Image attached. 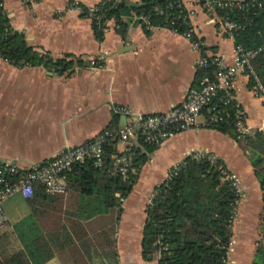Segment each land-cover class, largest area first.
Returning a JSON list of instances; mask_svg holds the SVG:
<instances>
[{
	"label": "crops",
	"instance_id": "0c3cea01",
	"mask_svg": "<svg viewBox=\"0 0 264 264\" xmlns=\"http://www.w3.org/2000/svg\"><path fill=\"white\" fill-rule=\"evenodd\" d=\"M99 1L1 0L8 24L23 35L27 45L53 58L65 56L71 65L57 74L42 64L17 66L0 58V158L24 165L46 161L105 127L122 124L123 116L113 113V106L165 112L182 101L198 77V53L179 33L147 29L129 18L121 37L114 20L109 19L97 40L82 9ZM181 2L204 52L210 57L217 53L229 57L234 44L231 35L220 28L219 16L197 0ZM97 55L103 57L102 63L90 66L87 59ZM249 76L242 71L235 77L232 94L243 109L248 136L258 131L264 138V90L255 76L256 81L251 76L250 83ZM201 121L200 115L197 123ZM136 142L135 138L131 144ZM114 147L116 151L125 148L118 142ZM201 152L219 159L241 181L243 193L236 210L240 207L243 221L237 227V220L231 223L228 263L252 264L255 250L264 251L262 192L251 164L252 148L229 133L198 125L155 143L147 153L130 192L121 200L114 234L119 264L156 263L157 254L150 261L140 256L146 200L173 166ZM74 198L66 194L65 204L73 203ZM88 232L84 229L82 234ZM51 251V257L41 264H76L68 248Z\"/></svg>",
	"mask_w": 264,
	"mask_h": 264
},
{
	"label": "trees",
	"instance_id": "16d2710c",
	"mask_svg": "<svg viewBox=\"0 0 264 264\" xmlns=\"http://www.w3.org/2000/svg\"><path fill=\"white\" fill-rule=\"evenodd\" d=\"M239 1V9L214 6L212 10L238 24L230 32L233 44L255 51L250 66L264 90V10L251 6L252 0ZM197 2L203 4L204 0ZM98 7L89 18L97 40L109 19L114 20L121 37L125 34L126 19L135 17L134 21L142 22L139 16L154 26L169 25L176 33L189 27L181 0H113L99 3ZM142 25L145 27L143 22ZM0 58L17 66L42 64L57 74L71 65L65 56L53 58L46 51L27 45L23 35L8 24L1 5ZM211 69L210 65L206 72ZM203 73L204 70L199 71L198 76ZM249 81L252 83L251 76ZM213 103L219 105L217 99ZM230 106H225L229 112ZM209 128L235 137L229 118ZM245 142L254 152L251 164L259 179L264 210V138L256 131ZM114 145L115 142L103 145L101 167H94L90 161L72 165L65 174L63 194L48 195L37 188L30 198H21L25 214L10 229L0 232V264H41L51 257L52 248L64 247L76 264H119L114 234L121 200L130 192L154 144L138 138L121 151H116ZM122 157L127 162L124 176L116 168V160ZM220 162L217 158L207 161L187 156L154 188L144 207L141 225L142 260L150 261L157 254L155 264H222L231 237L229 219L235 194L217 168ZM68 193L75 198L67 205ZM84 229L89 232L83 235ZM252 264H264V251L255 250Z\"/></svg>",
	"mask_w": 264,
	"mask_h": 264
},
{
	"label": "built area",
	"instance_id": "2783aa9c",
	"mask_svg": "<svg viewBox=\"0 0 264 264\" xmlns=\"http://www.w3.org/2000/svg\"><path fill=\"white\" fill-rule=\"evenodd\" d=\"M104 1L113 0H100L98 3L82 9L86 17L90 18L99 9V3ZM203 5L211 10L214 6L221 9H239L242 6L239 0H204ZM250 5L264 10V0H252ZM139 18L142 19L147 29L161 28L175 32L174 28L169 27V25L154 26L149 24L145 17L139 16ZM184 18L189 20L188 11H186ZM219 24L222 31L228 34L238 27V24L230 20L225 14L219 17ZM179 34L198 53L195 69L205 71L188 86L179 104L161 113H144L115 105L112 107V111L123 116L122 124L116 127H105L92 137L77 145L66 147L46 161L24 165L13 159L0 158V232L8 229L7 217L3 207L5 201L15 195L28 199L37 188L48 195L63 194L66 189L65 174L72 165L90 161L94 167H101L103 145L107 142L122 143L125 148L135 138H140L145 143H160L177 133L198 125L211 127L217 121L226 118H229L232 123L235 138L245 141V138L249 135V127L245 122L243 109L233 97L232 86L233 80L242 71H245L255 80L250 66V60L255 51L243 50L239 45H234L229 57L224 53H217L210 57L204 52L201 41L195 35L190 22L189 27ZM102 61L103 57L101 55L87 59L90 66H99ZM210 65L212 69L208 73L206 71ZM257 88L258 91H261L259 85H257ZM213 99H217L219 105L211 104ZM226 105H231V112L226 110ZM200 115L202 121L197 123V117ZM193 156L207 161L215 160L213 155L206 152L196 153ZM116 162H119L116 166L118 172L124 176L127 166L126 159L122 157L117 159ZM175 168L176 165L173 166V169ZM217 168L223 179L229 182L235 194L231 204L232 215L229 219L232 223L238 201L243 193L241 181L238 175L227 169L222 162L217 165ZM154 192L155 190L149 195L146 203L150 202ZM222 264H229L227 258L223 260Z\"/></svg>",
	"mask_w": 264,
	"mask_h": 264
},
{
	"label": "rangeland",
	"instance_id": "374dc122",
	"mask_svg": "<svg viewBox=\"0 0 264 264\" xmlns=\"http://www.w3.org/2000/svg\"><path fill=\"white\" fill-rule=\"evenodd\" d=\"M239 209L240 207L236 210V214L233 219V222H236L237 220V222L235 223V227H237L238 223H239L238 225H240L243 221V216L239 213ZM4 210H5V215L7 216L8 229H10L12 223L14 222L9 221L8 218L11 219L14 216H16V218L19 219L21 217L19 214L24 210L23 205L21 203V198L18 195H16L8 199L4 204ZM232 235L234 236L235 234L233 233ZM231 247H233L232 244Z\"/></svg>",
	"mask_w": 264,
	"mask_h": 264
}]
</instances>
